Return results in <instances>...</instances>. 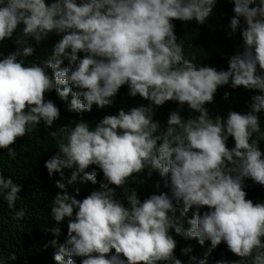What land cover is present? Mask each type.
Segmentation results:
<instances>
[{"label":"clouds","instance_id":"obj_1","mask_svg":"<svg viewBox=\"0 0 264 264\" xmlns=\"http://www.w3.org/2000/svg\"><path fill=\"white\" fill-rule=\"evenodd\" d=\"M217 2L0 0V45L11 41L14 48L0 51V150L9 157L41 122L50 129L60 119L59 107L46 99L53 91L61 100L71 95L76 113L110 106L123 86L130 97L149 102L105 115L95 126L81 119L51 132L62 142L44 162L49 177L60 176L50 216L56 225L67 220L63 243L60 227L47 229L56 238L45 245L56 249L55 264H182L173 232L200 246L210 243L205 257H190V264H209L207 256L222 243L238 259L215 264H264V202L248 199L245 183L264 187V0H227L234 6L229 36L239 30L242 40L227 70L186 59L173 23L203 25ZM53 34L59 38L51 54L27 62ZM229 85L257 93L249 110L210 115L206 105ZM168 102L178 109L160 131L154 110ZM185 105L194 116L180 115ZM96 169L103 174L99 189L82 199L61 182L71 170L67 184L80 178L95 185ZM145 171L167 178L168 191L143 200L134 189L127 193L129 179ZM21 191L0 171L9 209ZM25 215L16 211L17 219Z\"/></svg>","mask_w":264,"mask_h":264},{"label":"trees","instance_id":"obj_2","mask_svg":"<svg viewBox=\"0 0 264 264\" xmlns=\"http://www.w3.org/2000/svg\"><path fill=\"white\" fill-rule=\"evenodd\" d=\"M233 4L227 0H218L213 12L206 22L201 25L192 21L183 23L174 21L175 34L178 39L184 43L185 58L192 60L197 64H205L217 68V70H227L228 58L241 49L242 40L239 30L235 35L229 36L230 19L233 17ZM243 24V21H242ZM19 31V30H18ZM55 34L45 40L42 45L37 47L34 56L29 57L27 62H39L51 54L52 46L56 42ZM11 41H5L0 45V51L5 54L13 51ZM83 54H81L82 58ZM67 66V62L65 65ZM62 66V67H63ZM225 93L229 98L225 100ZM257 94L249 92L244 88L232 89L231 86H225L218 89L214 103L206 105L210 115L221 114L226 116L228 110H234L246 113L251 104V96ZM46 99L52 100L60 109V119L48 129L43 125L33 128L24 138L17 141L13 146L15 148L14 157H9L7 150H0V171L6 177H11L14 183L22 185V191L19 193L22 199L17 200L14 209H9L7 202L0 195V264H55L53 254L56 251L51 246L45 247L53 239H56L50 232L49 227L58 226L61 228L59 242L63 243L67 233V220L56 225L50 216L52 207V198L61 190L56 187L60 181L59 174L49 177L44 167V162L58 150V145L62 142L61 136H53L51 132L65 126L71 125L72 121L84 120L90 125L95 126L105 115L116 114L121 108L127 110L134 106L144 104L148 101L139 96L132 98L128 95V87L123 86L119 93L112 98V103L104 109H98L93 106L91 112L76 113L70 110L71 95L67 100H61L55 91L46 95ZM178 109V104L168 102L165 105L154 110V120L161 125L160 131H163L169 114ZM180 115L187 119L188 116H194L190 113L187 105L180 111ZM261 130L264 131V115L261 116ZM228 146H234L230 139ZM262 151H264V141L261 142ZM94 167V166H93ZM92 169H89V171ZM97 183H81L80 178L73 184H67L71 176V170H65V180L61 181L66 185V191L70 195H76L79 190L78 199H82L93 190L99 189V183L103 179V174L99 169ZM139 181L134 182V180ZM142 181V182H141ZM247 187V198L253 202H264V187L254 184L251 180L245 181ZM167 178H161L158 173L148 175L147 171L139 177L130 178L128 181L127 193L133 189L138 193L141 200L151 194H159L168 191ZM118 196L123 199L127 193L125 190H117ZM25 209L26 215L23 219H17L16 211ZM207 209H202L201 212ZM179 217V212H177ZM192 212L185 218L184 227L187 228V218H191ZM177 240L175 255L182 261V264H190V257L201 259L208 253L210 243L206 242L200 246L194 239H185L172 233ZM190 248L191 251L184 254L182 250ZM15 254L16 259L11 260V254ZM221 258L228 260H237L233 254L227 251L223 243L207 256L209 264H215V261ZM79 264V260H77Z\"/></svg>","mask_w":264,"mask_h":264}]
</instances>
